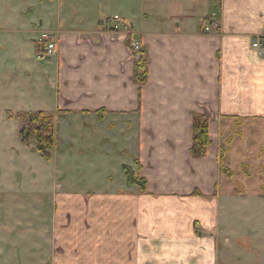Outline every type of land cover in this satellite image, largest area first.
<instances>
[{
    "label": "crops",
    "instance_id": "obj_1",
    "mask_svg": "<svg viewBox=\"0 0 264 264\" xmlns=\"http://www.w3.org/2000/svg\"><path fill=\"white\" fill-rule=\"evenodd\" d=\"M141 1L146 10L129 23L109 19L106 0H54L52 23L39 29L18 22L17 0H0L1 52L19 34L55 35L56 55L39 60L36 93L46 102L41 112L55 115V149L62 139L87 165L72 171L83 173L86 190L56 194L50 209L37 210L39 229L26 216L0 217V264H25L19 239L32 230L45 264L236 263L234 220L249 195L236 190L233 166L241 155L264 154V60L252 50L264 37V0ZM128 42L147 51L141 99ZM195 114L210 120L203 159L190 155ZM224 150L232 179L221 174ZM124 166L146 181L144 194L126 183ZM240 168L251 179L246 163ZM114 169L120 183L105 192ZM97 174L105 185L98 194L90 186ZM11 200L0 194L1 214Z\"/></svg>",
    "mask_w": 264,
    "mask_h": 264
},
{
    "label": "rangeland",
    "instance_id": "obj_2",
    "mask_svg": "<svg viewBox=\"0 0 264 264\" xmlns=\"http://www.w3.org/2000/svg\"><path fill=\"white\" fill-rule=\"evenodd\" d=\"M106 1V13L111 20L117 15L129 22L130 17L134 18L146 10L141 0ZM17 6L18 22L24 23V20H27V23H34L39 29L41 20L47 24L46 21L50 19L52 23L53 15L58 9L54 0H17ZM47 26L49 27L48 24ZM48 27L44 26L43 29ZM126 29L128 27L125 26ZM40 36V33L33 38L19 34V40L10 44L8 51H0V194L3 198L14 199L9 203V207L0 213V217H3V214L9 215L13 221L14 216H26L28 227L34 226L37 229L40 221L37 210L43 207L50 209L53 203L51 200L56 194L84 192L87 187L86 182L81 181L83 173H72L83 172L84 166L87 165H84V160L69 156L66 143H61L62 139L58 141L59 149H54L50 161L47 162L34 151L35 141L24 144L20 137L21 123L17 116L21 113L41 112L46 104L41 103L44 97L40 92L41 88L39 94L36 93V89H39L36 88V73L41 62L37 59V54L40 53L37 51V43L32 39L38 41ZM261 146L264 147V140ZM254 156L250 154L247 155L249 158L245 159L243 155L241 158L237 155L233 166L236 179L241 181L236 190H246L249 195L248 201H238L239 212L235 215L234 231L238 237L235 240L239 242L232 250L235 264H264V154L261 158ZM241 163H246L250 169L251 179L243 174ZM243 170L246 171L245 168ZM112 171L108 177L115 185H108L110 190L105 191V185H101V181L97 180L103 179L104 175L97 174L90 175L91 179L96 180L91 183L93 185L90 184L91 191L97 194L113 191L120 182L117 169ZM123 175L129 185L124 173ZM246 178L250 181L244 186ZM259 192L261 196H258ZM19 194H24L20 195L24 201L16 196ZM44 210L43 208V213ZM42 221L44 222V219ZM30 233V238H18L23 245L21 256L24 257L25 264H45L47 252L40 253L38 248L33 247V241L36 242L35 233L38 232L32 230Z\"/></svg>",
    "mask_w": 264,
    "mask_h": 264
},
{
    "label": "trees",
    "instance_id": "obj_3",
    "mask_svg": "<svg viewBox=\"0 0 264 264\" xmlns=\"http://www.w3.org/2000/svg\"><path fill=\"white\" fill-rule=\"evenodd\" d=\"M128 48L136 55L132 44L128 42ZM42 48L37 47V51L41 52ZM134 83L139 86L140 99L142 87L148 83L149 80V65L147 59V51H140V59L137 60L133 76ZM101 112L100 114H104ZM101 116V115H100ZM12 117V116H10ZM21 123L20 137L24 144H29L30 141L36 142L35 152L39 153L41 157L49 162L52 153L55 149L56 139V124L55 115L47 112L36 113H21L18 116ZM210 120L208 117L195 114L193 117V145L190 150V155L196 159H203L207 155V150L211 146L212 142L209 135ZM240 128L239 122L235 126V133H238ZM228 144H230L228 142ZM227 151H223L221 159V174L228 179L233 178V172L226 167L225 158ZM138 170L141 169L139 162H137ZM129 185L137 186L140 193L146 192V181L138 177L130 167L124 166L122 168ZM196 195H199L196 193Z\"/></svg>",
    "mask_w": 264,
    "mask_h": 264
},
{
    "label": "built area",
    "instance_id": "obj_4",
    "mask_svg": "<svg viewBox=\"0 0 264 264\" xmlns=\"http://www.w3.org/2000/svg\"><path fill=\"white\" fill-rule=\"evenodd\" d=\"M203 28L211 27L209 22H202ZM41 36L38 40L39 44L42 46V50L37 54V59L42 61L48 58H52L56 55L57 47H56V38L53 33L50 32H41ZM134 50L137 53V60L140 59V51L141 47L138 44L133 46ZM252 50L256 53L258 58L264 60V37L261 39H257L252 43Z\"/></svg>",
    "mask_w": 264,
    "mask_h": 264
}]
</instances>
